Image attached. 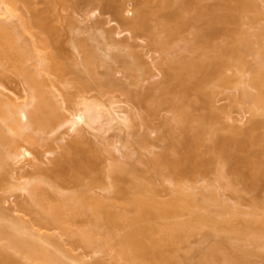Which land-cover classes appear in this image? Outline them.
<instances>
[{
	"label": "bare ground",
	"instance_id": "obj_1",
	"mask_svg": "<svg viewBox=\"0 0 264 264\" xmlns=\"http://www.w3.org/2000/svg\"><path fill=\"white\" fill-rule=\"evenodd\" d=\"M17 1H21V0H0V63L4 61H10L13 67H15L17 71L20 73V75L23 77L22 80L24 81L25 85H27L25 86V92H27V94L25 95V97H23L22 100H18L19 96L17 97L15 93H12V91L7 89L4 86V83L0 81L1 82L0 88H2L0 89V169L6 168L8 164L9 165L11 163L14 164L13 165L14 168H12L13 166L10 165L12 166L10 167V169L11 170L13 169V170L12 171L10 170L11 173L9 172L10 173L9 176L12 175L10 176V178L16 180V182H18V180H21V178H24V175L19 174L20 170L26 169L28 167L40 168L41 163L44 162V159L45 158L49 159V157L53 154L52 150L47 149L44 151L43 155H39L38 153H36L37 151H35V149H33V147L30 146V143L36 141L38 138L45 139L46 138L44 136L45 134L55 135L60 131L61 135L59 134L58 136H56V141L58 142L65 141L66 135L71 136L73 134L75 136V141H74L75 144H77V142L80 143L83 140V137H85V135H83L84 129L91 131V132L93 131V133L98 132V134L101 132L102 136L100 137H102V139L104 140L106 139L104 135H106L107 134L106 132H108L111 129L112 130L118 129L123 132L125 131L126 132L125 134L128 133L129 135L130 134L132 135L133 134L132 132L135 129L134 127H136L135 126L136 125L135 116L132 115L133 112L132 114H130L129 112L130 110L129 109L127 110L125 106L123 104L121 105V103H119L117 99L116 101L115 98H112V100L109 99L108 101L104 100L108 103L107 104L106 102L100 100L99 97H101L102 94L101 92L98 91L99 89L96 90L95 93H91V90L92 91L93 89L95 90L97 88L96 86H99V85L102 86L105 84L107 87V84H110V85L112 84V87L115 86L114 90L122 88L124 90L123 92L126 91L127 93H129V95H131L130 91L132 90L131 88L128 89L127 83L125 84L124 80H121L120 78H119L120 80L117 79V76L113 72L114 69L107 68L108 64L105 65V63H108L109 59L112 61H115L116 59L117 60L116 62H119L120 64H122L124 71L126 72L128 71L127 73L125 72L124 76L128 80L129 78L131 79V77L133 76L132 77L133 79H131V81L133 80L134 84L138 83L137 85L141 83V79H142V76H140L141 72L139 73L137 71H143V70L150 71L151 70V68H149L150 67L149 63L145 62V64H143L144 60L146 61V59H144L142 55L140 56L139 55L140 53L137 51L135 52L132 50L133 51L132 53L131 47H130L131 45H129V43L125 44V42L123 43V39L119 36H122L126 32L130 34V37H131V35H133L134 33H140L141 31H144V30L146 31L145 33H148L147 29H148L149 23H147V20L152 21V19L149 20V18L154 17L155 20L157 21L160 20V22H157V23L159 25V28L161 24V29L163 32L166 33V36L161 37L159 36V33L161 34V32L157 34L154 31L150 33L152 35V36L150 35V38L152 37L156 46L159 45L158 47H160L161 45L163 46L162 48L164 49L167 47L170 38H173V36L175 37V35L177 36L178 33L182 31L181 26L183 24L185 26L187 25V23L190 24L191 23L190 18L192 19V17H190L189 15H186V17L181 16L183 20L177 19L178 15L179 16L181 15V12H182L181 10L183 6L187 4V0H184V1L159 0L161 2V7L165 9H169V10H171L170 8L172 4H175L177 6L180 4L179 5L180 8H178L180 9L179 10L180 14H179V11H177L178 9L172 10L171 12L167 10L169 13L166 11H163L162 9L161 12H165L163 14H160L159 11L158 13H155L156 10H153V12L151 13L152 10H149L150 8L149 3L152 0H137V1L135 0L137 3V7L136 5H134L136 4L135 1L132 0L134 1L132 5L136 8V12H137L136 16H138L136 18L134 17V19L132 16H129V14H127L128 12H130V10L127 9L129 7L126 6L125 4L128 1L126 2L124 1L125 3L122 1L124 4L123 3L121 4L120 3L121 0H109V2H107L108 0H105L103 1V4L106 5V6L104 5V8L109 11H112L113 9L114 17L115 19H117L115 21L112 19L111 20L109 19L108 21V23L114 22L113 24H115L112 28V30L114 29L112 33H110L111 31L107 33L106 30L104 29H103V32H104L103 33L102 30L98 28V30H100V32L103 34V35L101 34V36H103L102 38L105 39L104 41L103 40L99 41L97 39L99 37L97 36V38H95L93 36L95 33L93 32H90L89 34H87V37L86 36L82 37L81 35H78V33L81 34L84 31H87V30L89 31V29L85 30L82 27H78L79 29L77 28L78 30L77 29L75 30L74 26L72 27L70 24L69 29L73 31V28H74V31L71 34L70 33L68 34V35H71V37L67 35L68 41L71 43V46L74 50L70 52L68 51L67 48L65 49V45L61 41L59 42V39L55 37V28L53 26H52L53 28L51 27L48 17L47 16L45 17L44 15H42L41 12L31 11L33 8L30 10L31 13L34 12L31 15L32 16L36 15L35 18L40 17L41 20L40 18L38 19L39 21H37V19L30 18V21H27L26 25L29 24L31 28H36V29L38 28V32H36L37 30L32 31L34 38H32L30 42L28 41L29 43L26 42L23 36L24 34L23 30H25V21L24 19H22L23 16L17 13L18 11V8L16 7ZM60 1H66V0H60ZM23 2L27 4V3H30L31 1L24 0ZM153 2L154 1H152L151 3ZM192 2L193 0H191L190 2L191 5H193ZM230 2H233V3H230V4L226 3V5H224L225 4L224 2L222 5L221 1H219V3H216L215 6L213 5L216 9L215 11H214V7L212 8L211 6L210 7L205 6L206 9L204 8V6H203L204 9L199 6L195 9L197 10L195 11L196 13L194 12L196 15L194 14L195 17H194V20H192V21L197 20L195 24L199 23L198 22L199 20L203 21V19L206 17V16L204 17V15L206 14L208 15V13L211 14V17L207 16L205 18V20H208V19L211 20V23H209L210 25L207 27L208 21H209L208 20L207 25H206L207 28L200 29L198 31L199 33L197 32V30L193 32L194 41L192 42L191 40L190 42L191 48H193V46L197 47L198 49H200L199 50L200 52L202 50V54H196L198 55V57H196V55L187 56L186 58H181V60L180 59L174 60L175 57L174 58L172 57L173 60L171 61L170 68L173 70V72L171 73V71L168 70V73H166V75L168 76L169 79H174V82L177 81V83L180 84L179 86H181V88L186 86L185 88H183L184 90L183 95L185 94L184 92L186 90L188 91V89L190 90L192 89V87L193 89L196 88V91L198 90L197 88H199V91L201 92L200 93L198 91V93H200L199 95H202V94L206 95L205 98L207 99H205L204 103L210 104L211 103L210 101H212L213 99V97L211 96L214 95L213 94L214 91L206 84L205 82L206 78H209L207 79V82L208 80H211L210 76H214L215 78H218L215 75H219L222 69L223 70L226 68L228 69L230 66L233 65V62H231V60L232 61L235 60L234 65L237 63V66L235 67L238 68L236 69L237 71L236 75L237 76L239 75L238 76L239 80L237 79L238 77L236 76L238 84L247 83L246 88L248 89L249 87H251V89L250 90L248 89L247 91L246 88H241L239 86L242 92L241 91L239 92L240 95L239 94L235 95L237 97L236 101L241 103L242 100H245L246 102L249 103L248 108L247 106H245L248 109L247 111L252 114H256V112L259 111V109L264 111V23H262L260 27L256 28L257 29V30L255 29L256 31L252 30L253 31L252 33H251V30L249 29H248L249 32L246 31L247 29L240 27L245 20L244 18L248 17L247 15H249L248 18H250L251 16L250 19L252 20V18H255L257 14L261 13L260 9L258 8L257 4L251 0H232V1L230 0ZM128 4H130V2H128ZM217 5L218 7H216ZM167 7H170V8H167ZM97 8L95 10L92 8L93 11H91V9L89 10V14L91 11L92 17H93V14L95 16L97 14L96 12L100 11V9H97ZM109 8H112V9L110 10ZM252 10L256 12V14L253 16L252 14H249V12L252 13ZM207 11L209 12L207 13ZM38 13L39 14L41 13V15H39ZM91 15L90 16L88 15L89 18H91ZM158 17H161V18H158ZM14 19L16 20L20 19L19 21L20 27L18 26L19 28L17 27V24L13 25ZM180 21L182 22L181 24L179 23ZM46 22L49 23L50 26L47 25ZM216 23L217 24L220 23L219 25L223 23L224 24L230 23V24H233V27L230 29L228 28L227 30L224 31L225 35L227 34L226 31L228 32V34L226 35L227 38L225 36L226 39L222 41L223 43L218 42L217 44H213V43H216L215 41H213L215 32L218 30L217 31L218 33L221 30H223L222 26L220 28L218 27L219 25L216 26ZM234 25L236 26V28ZM122 26L123 28L124 27L125 28L123 29ZM21 27L23 29H20ZM150 28H153V27H150ZM105 34L107 36H104ZM108 35L110 36L108 37ZM118 38L120 42L119 40H117ZM109 40H111L112 42L109 43L108 42ZM122 44H125V46H123ZM121 46L124 49L120 48ZM122 50L125 52H123ZM209 50L213 52L211 53L209 52ZM117 51L118 53H116ZM249 52L254 54V60L256 59V62L254 61L253 63H248L244 60L245 54ZM121 53L122 54L124 53V54L122 55ZM126 53L128 54V56H125L127 55ZM110 57H112V59ZM107 58L108 60H106ZM150 58L152 61L151 63L155 65L154 62L156 61V58L154 57H150ZM237 60L238 62H240V64H238ZM29 61L34 62V63L31 65H28L27 62ZM98 63L99 65H101L102 63L101 65L102 67H104L105 65V72L103 74L104 76L103 75L101 76L99 73ZM239 65H241L242 68H240L241 66ZM247 65L251 66L250 67L251 71H250L249 76H248L249 72L246 75V73L241 70ZM157 66H155L156 67L155 69L158 68L157 71L155 70L157 73L156 72H154L155 74H153V72L151 73L153 75L152 78H154V76L158 77V75L162 73L161 69H159V67ZM145 67L148 69H146ZM239 69L241 70L242 76H244L243 78H241V74L238 73ZM223 70L222 72H224ZM194 72H200L204 80H201L202 78L200 79L198 78L197 81H193V79H195V76H197V73L195 74ZM113 73L116 77L113 75ZM106 74L107 75L109 74V75L106 76ZM128 74H129V78H128ZM222 74L223 73H221V75ZM224 74L226 73L224 72ZM191 75L192 76L195 75V76L192 77ZM223 76H226V75H223ZM104 77H106L105 81L103 79ZM138 79L140 82L138 81ZM190 80H192V82ZM222 80L219 79L217 80V82L219 81L220 84L223 82L224 86L226 85L225 87H227L228 83L225 82L226 77H222ZM228 81L229 82L231 81V78L229 75H228ZM190 82L192 83V85L191 84L189 85ZM200 82H204V83H200ZM223 84H222V87H224ZM203 85L206 86L207 88L204 87ZM116 86H118V88ZM160 86L162 85H159L156 88L154 84L156 92L160 90L159 93L161 91L162 93L164 92L171 93L169 94L171 95L170 97L173 96L172 94L175 95V93L177 92V90L174 87L163 85L161 88ZM235 87H237V85ZM101 88H104V86ZM109 88L110 87H108V89ZM4 89L11 91V93L14 94V98L16 99H14L13 95H11L10 93H9L10 95H8V93ZM110 89H113V88H110ZM3 90L7 97L3 96L4 95V93L2 92ZM97 91L101 95H97L96 94ZM147 91L148 92H146L147 93L146 97L154 95V91H155L154 88L151 87L149 88V90L147 89ZM132 94L134 96L136 95L135 93H132ZM137 94H139L138 95L139 101H142V102L145 101V97L142 96L140 99L141 94L140 93H137ZM154 98L155 97H153V99ZM231 98H233L232 100L233 102H235L234 101L235 97H231ZM165 99H167V101L172 104L170 105L173 106V109L174 107H176V111H177L179 107V104L177 103V101L174 102L175 101L174 98L173 99L165 98ZM165 99H160V102L158 101V104L164 101L166 102ZM157 100L158 99H156V101ZM243 103L244 102H242V104ZM180 110H181L179 111L180 115L177 112L178 120L177 122H174L175 124L178 122L184 123L188 120H191L192 116L194 115V114L189 113L190 111L187 112L186 110L182 108H180ZM247 111L246 112L244 111V112L247 113ZM201 116L206 120L207 118L206 115L205 116L198 115L199 118ZM193 118L195 120H198L197 122L198 125L196 126L199 127V128L196 127L197 129L193 128V132L195 129H196V132H199V130L203 129L205 120L203 119L204 120L203 121L201 118L197 119L195 118V116ZM168 122L170 121H167V124H169ZM174 123L169 124L168 126V129H170L169 131H171L175 127H177L176 129L179 128L180 131L183 129L182 123L179 124L178 126H176ZM258 123L259 122L254 120L253 126H255ZM172 125H175V126H172ZM185 125L186 124H184V126ZM186 128H185L186 131L184 130L181 132H184V133L190 132L188 131L189 128L188 127ZM237 128L238 127H234V129L231 128L232 132L236 129L235 135L233 132L232 135L234 136H231V135L224 136L226 138L225 139L223 137L224 142L223 141L221 142L222 138L220 139V137L219 138L217 137L215 140L217 141V139H219L218 143L220 144L221 142V145L222 143L223 145H225L224 147H221L223 148L221 152L224 153L225 155H231V158H232L234 157L232 152L234 153L235 150L231 151L232 146L230 145L231 143H229L231 142V137H232L233 144L234 142L236 145L237 143H239V147L241 148H243L242 147L243 145L244 147H246L247 144L253 145L257 137H258L257 141L258 139H261L259 141H260V144L262 143L263 148L260 152L256 150L257 153L253 154L252 151L254 150L252 149L251 152L253 155L252 154H249V155L241 154V156H238L239 154L236 153L237 154L236 156L238 157L236 158L234 157L235 160L233 162L234 164L236 160L238 162H242L248 168L247 171L250 170L248 171V172H251L249 173L250 175L248 173H246V175L248 174L247 178L249 176V178L252 179L253 185H255L262 178V175L264 173V160L260 156V153H262V155L264 154V136L263 137L261 136L260 138L259 135L257 137L255 135H252L254 138L256 137L254 139L250 134L251 137L248 138L247 136V134H249L248 131L241 130L242 127L241 128L239 127L238 128L239 130L237 131ZM190 130H192V128H190ZM236 131L237 132L240 131L238 134H241V133H243V135L246 134L245 137L247 136L246 137L247 139L245 140V137L244 139L242 138L243 141L242 139H240L242 141L241 143V141L237 139L236 137L238 135ZM102 132H105V133L103 134ZM147 132L143 131L142 134L139 135V137L134 140V143L131 142L129 138L131 135L130 136L128 135L129 137L128 136L127 137L129 138L130 143L128 142L129 146L127 147L129 148L130 145L135 144V141H136V144L142 147L143 146L146 147L147 145L152 144L153 140L150 138L151 134L150 132L149 133ZM172 133H174V131ZM227 137H229L230 139ZM186 138L182 139L183 142L181 141V143L182 144L184 143V145L186 144L188 145V147H192V148L187 152L188 147L185 145L187 150L186 152H184L186 154L183 158V164L185 165L188 163L189 164L188 166L191 167L193 165L194 160H197V158L203 157L201 156L202 154L197 150V146L194 147L195 143H197L198 140L201 139V137H198L199 138L198 140H195L194 139L195 137L193 136H187ZM248 139L249 141H253V143L252 142L249 143ZM228 146L231 147V150H229ZM77 147L78 146H76V148ZM69 148L71 149L70 145H69ZM112 148L115 150L114 146ZM119 148L120 147L118 146L117 149ZM74 149L72 148V150ZM117 149L115 151H117ZM194 149H196L197 151H195ZM75 155L76 156H72L71 158H69V161H68V163H70L72 168L77 167V169L79 170L83 168L86 172V170L90 171L89 169H92L91 165L93 163L96 164V162L93 161V159H92L93 163L86 160L85 158L89 157L86 154L85 156H80L78 154L80 156L79 158H77L78 157L77 154ZM163 155L164 156L168 155L166 156L167 158H169V162L167 163V166L168 167L172 166L176 171H178L179 170L178 164H180V161L182 160L180 159L182 157V154H180L181 156L177 154L180 156V158H178L177 155H175L176 158H178V160H172L173 158L169 156V153H165V154L162 153V157ZM70 159L72 160V162H70ZM160 159H156L155 161L158 160L157 162H161ZM157 162L154 164L155 169H157L156 167H158V165L161 164ZM200 162H203V161L198 160V162L196 161L194 164L196 163L198 164ZM60 164L65 165L62 160L60 159L56 160V163H55L56 168L48 169V171L46 170L45 175L46 176L48 175L47 177L55 176V178L64 177L66 171L64 169V172H63L64 166L63 165L60 166ZM203 164H206V163L204 162ZM15 165L17 166L15 167ZM110 166L111 167H109L110 169H108L107 174H108V177L110 176L112 178V181H111L112 185H109L108 188H110L111 186L112 187L114 186L117 192L122 193V194H125L131 191L129 205L133 207V209H135V212H136V214L134 213L135 215L133 214V216H128L125 212H123L122 210L120 211L118 208H117L118 210H114L115 209L114 205L108 202L106 203L103 197L99 198L94 195L93 196L89 195L88 192L86 193V190L88 191L89 188L81 192L80 190H78L79 192L76 191L74 194H71V195H67V193L62 194V192L58 193V195L56 194L52 195L51 193H48V191H46L43 187H41V184L43 182H49L43 177H40L38 179L36 178L34 180L27 179L21 183H16V182L14 183L11 181L12 185L11 186L9 185L10 186L9 191L20 189L23 192H27L28 194L27 200L29 201L28 204L29 206L30 205L31 206L29 207L27 203L23 206L26 207L27 205V207H29V210H31L32 208L33 210L35 209L34 211L31 210V213L33 215L34 214L33 212H35V214L32 216L33 217L32 219L34 222L35 221L36 222L34 223L31 220L32 223H29L28 221L21 218L20 216L13 215L12 213L17 212L19 209V207L16 204H13L11 206L9 205V207L8 206L2 207L3 206L2 200H4V202L10 201L11 196H13L12 193L4 197V199L0 198V203H1L0 204V243L2 242V246L0 247V264H22L21 262H19L20 260L18 261V259H16L18 258V256L25 257L28 262H31V263L34 262L35 264H91L90 262L86 260V256L88 254L85 257H81V255H78V256L74 255L72 251L66 249L60 241H57V238L55 240V237H53L54 238L53 239L51 235L42 233L40 229L35 228L36 225L38 224L43 225V226L44 225L48 226L49 223H52L53 225H56L58 228L64 231H67L68 230L67 224L74 220L73 218L74 215L77 216L78 214H81V213H87L88 210L92 211V215L94 218H91L92 220L90 219L88 226H86L85 228L81 229L80 231L76 233V236L78 235L77 239L79 238V244L81 243V245L83 246L92 247L95 252L101 250L104 247H107V246L110 247L111 246L110 239L109 240L104 239V241L100 239V237L101 238L103 237L102 235L99 237V234H102L99 227H101L102 225L103 226L105 225V228L107 227L106 228L108 231L107 233L109 234L111 233V231L113 232V230L116 227L124 223L123 225L125 226L126 224V227L128 226V228L127 230H125L126 232L123 233V236L119 238L118 242L121 243V244L119 243L121 247L117 249V255L120 256V258H124L125 260L131 261V262L135 261V263L137 262V260H135L136 258L137 259L141 258L143 261V260H146V258L150 256L151 259L156 262V264H185L183 263L185 262L184 261L185 259L184 260L181 259V257L178 255L180 253V251H178L180 250L178 249L179 248L178 246L182 244V243L180 244V242H183L184 241L183 239L186 238L185 236L189 235L190 233H191L190 236L193 235L192 233L195 232L196 228L200 224H201L200 225L201 227L203 224L205 225L206 223H208L206 225L209 227V229L211 228L209 225L213 226L214 224V227H215L214 229L215 231L217 230L216 231L217 233L219 230L220 231L230 230L234 232L237 231L236 233L240 234L239 235L240 238L243 235H247L248 233L250 234L248 235L251 236V234L253 235L254 233L253 231H255L256 233L254 234V236L253 237L251 236L252 238H254V241L251 237H248V238H250L249 240L251 243L254 242L253 244L257 243L256 245L258 244L262 245L260 243H261V240L264 239V217H259V216L256 217L254 215V218L256 217L255 219H251L253 217L251 216V218H249L248 220V218L247 217L245 218L242 215L243 213L241 214L240 213L241 211H239L238 208L235 207L236 205H232L235 208L233 207L232 208L233 210L230 211L232 206H229V204L226 205L225 203H222L223 199L218 198L219 197L217 196L218 193H216L215 190L207 191L206 189H204L207 192L205 193V191H203L204 193L202 192L201 197H200L199 194L195 192L193 188L189 189L190 188L189 187L188 189H185L183 188L185 185L182 187V185H180L179 183L178 184L176 183L175 184L176 186L174 187L175 194L173 193V195L168 201H160V200L154 201L156 199L154 196H152V194L154 193L151 192L153 191V187H148L147 184L144 183L143 180L135 178L136 176L134 175L132 176V179L129 181L128 186H124V185L121 186V184H119L120 181L123 182V180H125L126 178V177H123L122 174L128 173V172L132 173V167H127L126 165H121L120 163H115L113 165L111 164ZM190 167L188 169L192 170ZM159 168L160 167H158L157 169L158 172H159ZM84 170H81V171L84 172ZM217 172L219 173L217 175V177L219 176L218 177L219 179L216 177L217 181H222L223 179H226L223 175L225 173L223 169H221V171L219 169L217 170ZM74 176L75 177L77 176L76 173L74 174ZM2 179L3 178L1 177V180ZM75 179L76 181L78 179L79 180L81 179L79 174ZM75 179L73 180L75 181ZM254 179L257 182L253 181ZM231 182L233 183V181L231 180L230 182H227L228 185H230L229 183ZM50 184L52 187L55 188L56 184L54 182H51ZM206 188L211 189L209 187H206ZM144 192H150L149 194L151 196L150 195L148 197L144 196L146 194V193L144 194ZM221 200L222 202H220ZM213 201H216L214 202L215 204L218 203L216 207L220 205L219 209L218 210L216 209V212L220 213L221 211L222 212L226 211L225 213L226 216L229 215L228 217H230V215L232 214L233 216L234 215L236 216L233 218L231 217L230 220H228L229 218L228 217L226 218V216L223 217L222 213L221 214L215 213L214 209L211 212L209 208H212V207H210V205L213 204V208H216L214 207L215 204L212 203ZM111 205H113L114 209L111 207ZM197 206L203 208L202 209L203 211L204 209L206 211H204L205 213H203L202 211V213L197 212L195 214V221H196L195 223H192L191 220L189 221L192 215L189 218H187L189 222L183 221V220L180 221V219L176 221L177 219H174V221L170 220L171 223L156 224V223H151V222L149 223L148 221L153 215H159L162 218L164 217L167 218V216L170 217L172 214L173 215L175 214L176 216L174 215V217L176 218L178 217V215L182 214L181 213L182 210L184 212V210L186 211V209L188 210V208L190 209L191 207L193 208ZM65 209L68 211V217H64ZM207 209L209 210L210 214H208L209 212H207L208 211ZM8 210L11 211L12 213L9 212ZM227 211L229 214L227 213ZM229 211L232 214H230ZM214 213L216 214V217L218 219L226 218L228 221L226 219L225 220L222 219L226 221L225 222L226 224L224 223V221L221 223L222 221L221 219H220L221 221L217 220L215 218V215L213 216ZM238 213H240L242 217H244L245 219L241 217L239 218L240 215H238ZM238 218L240 220L241 219L244 220V222H246L245 220H248V222L250 223L248 224V222H246L245 224H243L242 221H241L242 225L240 221H237V223H235L236 220H238ZM232 222L235 224H233ZM223 223L225 224V227ZM241 228H243V232ZM209 231H205L207 232L205 233V235H209L210 237V233H212V231L211 230ZM236 233H234L233 236L234 235L236 236ZM258 233H261V234L263 233L262 234L263 237L262 235H260L262 239L260 238V236H258ZM223 235H224V238H226L225 235H227V233H224ZM227 236L230 237L229 235ZM255 236L257 238H260V241ZM209 237H206V238H209ZM228 237L226 239H228ZM220 239L221 240L217 239L219 241H216V243L213 240L215 244L209 243L211 246H208V248L207 246H205L206 248L205 250L204 248H200L204 251L200 252L202 254L200 259L195 257V259H198L197 262L195 261L196 262L195 264H246L244 262L245 260L247 262H250V264H254L249 258H248L249 260L246 259V257H248L247 253H249L247 251L250 249L242 250V248L241 249L239 248L242 246L239 245L238 247L237 244L235 246L234 245L231 246L232 243L230 242L231 243L230 249L227 248L228 249L227 250L224 248L226 247L227 242L224 246L225 240H223L222 238ZM263 243H264V240H263ZM199 246L200 245H198L197 248ZM227 247L229 246L227 245ZM221 248H224L223 250H226L227 252L228 251L229 252L227 253L223 251ZM231 250H234V251L231 252ZM252 250L253 249H251L250 252H252ZM245 252H247L246 255H245ZM256 252L260 253L259 251L255 250V253ZM13 253L16 254V258ZM188 258L189 257H187V259ZM190 260L192 259L190 258Z\"/></svg>",
	"mask_w": 264,
	"mask_h": 264
},
{
	"label": "rangeland",
	"instance_id": "obj_2",
	"mask_svg": "<svg viewBox=\"0 0 264 264\" xmlns=\"http://www.w3.org/2000/svg\"><path fill=\"white\" fill-rule=\"evenodd\" d=\"M23 1L24 0L17 1L16 7L18 8L17 13L21 14L23 16L22 19H24V21H25V30H23V33H24L23 36H24V39L26 40V42H28V41L30 42L32 40V38H34L32 31L37 30L36 32H38V28L37 29L31 28V26H29V24L26 25L27 21H30V18H34V19H37V21H39L38 19L40 17L35 18L36 15L35 16L31 15L32 13H34V12H32V13L30 12V10L33 8L31 11L41 12L42 15H44L45 17L46 16L48 17V20H49L51 27L53 26L55 28V37H57L59 39V42L61 41L65 45V49L67 48L68 51H70V52L74 51V50L71 46V43L68 41V36L71 37V35H68V34L69 33L71 34L74 31V28H75V30L78 27H82L85 30L89 29V31L88 30L84 31L81 34L78 33V35H81L82 37L83 36L87 37V34H89L90 32H93V33H95L93 35L95 38H97V36H98L99 38H97V39L99 41H101V40L104 41L105 39L102 38L103 36H101L102 33L100 32V30H102V32H103V29H104V30H106L107 33H109L110 31H111L110 33H112V31L114 30V29L112 30V28L115 24H113L114 22L108 23V21H109V19L110 20L112 19L114 21L117 20L114 17V13H113L112 8H109L110 10L112 9V11H109V10L104 8L105 4H103V1H105V0H66V1L30 0L31 2L27 3V4ZM122 1L123 2L124 1L130 2V4H128V2H126V3L124 2L126 4V6L129 7L127 9L130 10V12H128L127 14H129V16H132L133 19H134V17L135 18L138 17V16H136L137 15L136 14L137 13L136 8L132 5V3L135 0L134 1H132V0H121V2H120L121 4L123 3ZM136 1H135V3H136ZM152 1H154V2L151 3ZM152 1L149 3V7H150L149 10H152L151 13L153 12V10H156L155 13H158V11H159L160 14H163L165 12H161L162 9H163V11L171 12L172 10L180 8L179 3H178L179 4L178 6L175 4L171 5V3H170L171 8L167 7V8L171 9V10H169V9L162 8L161 2L159 0H152ZM179 1H184V0H179ZM219 1H221L222 5L224 2H225L224 5H226V3L227 4L233 3V2H230V0H228V1H226V0H193V2H192L193 5H191L190 4L191 0H189V1L187 0V4L184 5L185 7L182 5L183 8L181 10L182 11L181 15L180 16L178 15L177 19L183 20L182 17H186V15H189L190 17H192V19L190 18L191 23L190 24L187 23V25H185V26L183 24L181 26L182 31L179 32L177 36L175 35V37L173 36V38H170L167 47L164 46V47H166V48H164L165 50L162 48L163 46H161V45H160L161 49H160V47H158L159 45L156 46L152 37L150 38V35H151L150 33L154 32V31L157 34L159 32H161V34L159 33V36H161V37L166 36V33L163 32L161 29V24H160V28H159V25L157 23V22H160V20L157 21V20H155L154 17L149 18V20L152 19V21L147 20V23H149V26L147 29L148 33H145L146 31L144 30L141 32L139 31L140 33H134L133 35H131V37H130V34H128L126 32L122 36H119L123 39V43L125 42V44L129 43V45H131L130 46L131 51L133 50L135 52L136 51L139 52L140 54L139 53L138 54L140 56L142 55V57H144V59H146V61L144 60L143 64H145V62L149 63L150 64L149 68H151V70L149 69L150 71H148V70L137 71L139 73L140 72L142 73V74L140 73V76H142V79L140 77L141 83L139 85H137L138 83L137 84L135 83L136 84L135 85L133 83L134 81L133 80L131 81V79H133L132 78L133 76L132 77L130 76L131 77V79H130L129 74H128L129 80L124 76L126 71H124L122 64H120L119 62H116L117 61L116 59H115V61H112L110 59L108 60V58H107L106 60H108V63H105V65L108 64V67L107 66L106 67L109 69L113 68L114 69L113 72L117 76V79L120 78L121 80H124L125 84L127 83L128 89L131 88V90L134 92L130 91L131 95H129V93H127L126 91L123 92L124 90L122 88L114 90L115 86L112 87V84L111 85L107 84V87H106V85L103 83L104 85H102V86H100V85L96 86L97 88L95 87L96 88L95 90L93 88H91V89H93V91L91 90V93H95V91L99 89L98 91L101 92L102 95L98 91L97 92L99 94L97 92H96V94L101 95V97H99L100 100H102V101L107 100L108 101L109 99L112 100V98H115V100L117 99L119 101V103H121V105L123 104L127 110L128 109L130 110L129 111L130 114H132V112H133L132 115L135 116V121H136L135 122L136 127H134L135 129L132 132L133 134L132 135L130 134L131 135L130 136L128 133L125 134L126 133L125 131L123 132V131H120L118 129H113V130L111 129V130H109L110 132L108 131V132H106L107 134L104 135L106 138L104 140V139H102V137H100V136H102L101 132L99 133L101 135H99L98 132L93 133V131L91 132V131L84 129L85 131L83 130V135H85V137H83V140L80 143L76 141L77 144L74 143L75 136L73 134L71 136L66 135V140L63 142L56 141V136H58L60 134V131L55 135L45 134L44 135L46 137L45 139H39L38 138L36 141L30 143V146L33 147V149H35V151H37L36 153H38L39 155H43L44 151L47 149L53 151V154L49 157V159H47V158L44 159V162L41 163L40 168L28 167L26 169L20 170L19 174L24 175V178H21V180H18V182H16V180L10 178V176H12V175L9 176V174L11 173L10 167H12L14 164L11 163L10 165H12V166H10L8 164L6 168L0 169V180H1V177L3 178L0 181V198L4 199V197L8 196L10 193L13 194V196H11V198H10V201L4 202V200H2L3 201L2 207H4V206L9 207V205L11 206L13 204H16L19 207L17 212L12 213L11 211H9V210L8 211L11 212L15 216H20L21 218L25 219L29 223H32L31 220L33 221L32 216L35 214V212H33L35 209L34 210H33V208L31 209V210H33L32 212L34 213L32 215L31 210H29V207L31 205L29 206V204H28L29 201L27 200L28 199L27 192H23L20 189H17L14 191H9V187L12 185V182L21 183L27 179L34 180L36 178L38 179L40 177H43L49 182H43L41 184V187H43L46 191H48V193H51L52 195H55V194L58 195V193H61V192H62V194L67 193V195H71V194H74L78 190H80V192H81V191L89 188L90 190L89 189H88V191L86 190V193L88 192L89 195H92V196L94 195V196H97L99 198L103 197V199L106 201V203L108 202V203L114 205L115 209H114L113 205H111V207L114 210L119 209L120 211L122 210L123 212H125L128 216H133V214L134 213L136 214V212H135V209H133V207H131L129 205V200L131 197V191H129L125 194H122V193H118L114 186L113 187L111 186L110 188H108L109 185H112V182H111L112 178L110 176L108 177V174H107L108 169H110L109 167H111L110 166L111 164L113 165L115 163H120L121 165H126L127 167H132V173L131 172L130 173L129 172L123 173L122 174L123 177H126V178H125V180H123V182L120 181L119 184H121V186L122 185L128 186L129 181L132 179V176L134 175V176H136L135 178L143 180L144 183H146L148 187H153V191H151V192L154 193V194H152V196H154L156 199L154 201H158V200L168 201L175 191V188H174L176 186L175 184L179 183L180 185H182V187L185 185L183 187L185 189H188L189 187H190L189 189L193 188L194 191L197 192L200 197H201V194L203 191H205V193H206L208 190H215V192L218 193L217 194V196H219L218 198L223 199V202H222V200L220 202L225 203L226 205L229 204V206L236 205L235 207H237L238 210L241 211L240 213L241 214L243 213L242 215L245 218L247 217L248 220H249V218H251V216H253L251 219H255L257 216L264 217V173L262 175V178L260 177L261 178L260 180L257 179V180H259L258 182L255 179L253 180V181L257 182V184L253 185L252 179H250L249 176L247 178V175L249 173H251V172H248L250 170L247 171L248 168L242 162H238L236 160L235 164L233 163L235 158L238 156H241V154H248L249 155V154H252V152L254 154V153H257L256 150L260 152L263 147H262V143L260 144V141H259L261 139H258V141H257V138H258L257 136L259 135L260 138H261V136L262 137L264 136V111L259 109V111H257L256 114H252V113L247 111L248 110L247 108L249 107L248 102H246L245 100H242V99H241L242 102H244L243 104H242V102L239 103L238 101H236L237 97L235 95L239 94V92L241 91L240 90L241 88H246L247 83L242 84L239 82L240 84H238L237 79L239 80V77H238L239 75L238 76L236 75V72H237L236 69H238V68L235 67V66H237L236 62H235L236 64L234 65L235 60L234 61L231 60V62H233V65L230 66L228 69L227 68L224 70L222 69L226 74H224V72H222V70H221L219 75H215L218 78H215L214 76H210L211 80H208V82H207V79H209V78H206V80H205L206 84L211 89H213V91H214V93H213L214 95L211 96V97H213V99L211 98L212 101H210L211 105L208 103H206V104L204 103L205 99H207V98H205L206 95H204V94L199 95L201 93L199 91V88H197L198 90L196 91V88L193 89V87H192V89H190V90L188 89V91L186 90L184 92L185 94L183 95V91H184L183 88H185L186 86H184V87L182 86L183 88H181V86H179L180 84H178L177 81L174 82V79H169L168 76L166 75V73H168V70L171 71V73L173 72V70L170 68V64H171V61L173 60L174 57H175L174 60H178V59L181 60V58H186L187 56H195L196 54H202V50L200 52L199 51L200 49H198L197 47L193 46V48H191L190 42H191V40H192V42L194 41L193 32H195L196 30L198 32L200 29L207 28L210 25L209 23H211V20L208 19L210 21L209 22L208 20H205V18L207 16L211 17V14H209L208 13L209 11H207L208 15L207 14L204 15V17L205 16L206 17L205 18L203 17L204 19L202 18L203 21L199 20L198 21L199 23L195 24V22H197V20L192 21V20H194V17H195L194 16V14L196 13L195 11H197L195 9L199 6L202 8H203V6H204V8H205V6H208V7L211 6L213 8L216 5V3H219ZM251 1H253L257 4L261 13L257 14L255 18H252V20L250 19L251 16H250V18H248L249 15H247L248 17L244 18L245 20H244L243 24L241 25L240 24L241 22L239 24L241 25L240 27L247 29L246 31H248V32H249V30H251V33H252L256 28L260 27V25H262V23H264V0H251ZM107 2H109V0ZM134 5H136V7H137V3ZM218 5L216 7H218ZM92 8L94 10L96 8L100 9L99 12H101V13L96 12L97 14L95 16L93 14V17H92V15H91V11H93ZM90 9H91V11L89 14ZM157 9H159V10H157ZM179 10L180 9H178L177 11H179ZM215 10L216 9L214 7V11ZM41 13L40 14L38 13V14L41 15ZM179 14H180V11H179ZM249 14H252V16H253L256 14V12L252 10V13L249 12ZM88 15L89 16L91 15V18H89ZM158 18H161V17H158ZM34 19H33V21H34ZM40 20H41V18H40ZM46 20H44V21H46ZM188 20H187V22H188ZM19 21H20V19L19 20L14 19L13 25L17 24V27H18ZM207 21H208V25H207ZM49 23H47V25H49ZM179 23L181 24L182 22L180 21ZM70 24L72 27L74 26L73 31L69 29ZM219 24L216 23V26ZM223 24L218 26L220 28L222 26L223 30H221L218 33H217L218 30L215 32V34H214L215 36L213 38V41H215L216 43H213V44H217L218 42L223 43L222 41L227 38L226 35L228 34V32L226 31L227 34L225 35L224 31L227 30L228 28L230 29L233 27V24H230V23L229 24L226 23L224 25ZM206 25H207V27H206ZM236 26H235V28H236ZM150 27H153V28H150ZM82 28H80V29H82ZM98 28L100 30H98ZM122 28H123V26H122ZM20 29H23V28L21 27ZM151 29H152V31H151ZM99 32H100V34H99ZM106 34L104 36H107ZM53 35H54V33H53ZM109 36L110 35H108V37ZM112 36H113V34H112ZM126 36H127V38H126ZM225 36H226V38H225ZM117 40H119V38ZM108 42L111 43L112 41L109 40ZM119 42H120V40H119ZM106 43H107V41H106ZM125 44H122V45L125 46ZM142 45H144V46H142ZM128 46H127V48H128ZM120 48H122V46ZM127 48H126V50H127ZM122 49H124V48H122ZM194 49H196V50H194ZM65 51H67V50H65ZM133 51H132V53H133ZM120 52H121V50H120ZM123 52H125V51H123ZM209 52L212 53L213 51L209 50ZM116 53H118V51ZM250 53L251 52L245 54L244 60L248 63H253L254 61L256 62V59L254 60V54L253 53L250 54ZM125 56H128V54ZM149 56L156 58V61L154 62L155 65L151 63L152 61H151V58ZM196 57H198V55H196ZM110 58L112 59V57H110ZM235 59H237V58H235ZM142 61H143V59H142ZM4 62L0 63V81L2 83H4V86L7 89L11 90L12 93H15L17 97L18 96L20 97V98L18 97V100H22L23 97H25V95L27 94V92H25V86H27V85H25L24 81L22 80L23 77L20 75V73L17 71V69L15 67H13V65L10 63V61H4ZM237 62H238V60H237ZM33 63L34 62H31V61L27 62L28 65H31ZM238 64H240V62H238ZM101 65H102V63H101ZM101 65H99V63H98V66H99L98 70H99L100 75L102 76L105 72V65H104V67H102ZM155 66L159 67V69H161L162 73L160 75H158V77L154 76V78H152L153 75L151 73L153 72V74H155L154 72H156L158 70V68L155 69L156 68ZM239 66H241V65H239ZM152 67L154 68V70ZM250 67H251L250 65H247L241 70L243 72H245L246 75L249 72L248 73V76H249L250 71H251ZM142 68H143V66H142ZM240 68H242V66ZM109 69H108V71H109ZM146 69H148V68H146ZM241 70L239 69V71H240V72L238 71L239 74H241ZM145 71H146V73H145ZM114 73H113V75H114ZM194 73L195 74L197 73V76L194 75L195 79H193V81H197L198 78L200 79L203 77L202 74H200V72H194ZM221 73H223V74L221 75ZM135 74H136V72H135ZM227 74L231 78L230 82L228 81V75ZM108 75L106 74V76H108ZM113 75H112V77H113ZM223 75H226V76H223ZM194 76H192V77H194ZM236 76L238 77L237 79H236ZM222 77H226L225 82L228 83L227 87H225L226 85L224 86L223 82L221 84L219 81L217 82V80H219V79L222 80ZM243 77L244 76H242V74H241V78H243ZM105 78L106 77L103 78L104 81H105ZM246 78H245V80H246ZM126 80H127V82H126ZM201 80H204V79L202 78ZM138 81H139V79H138ZM190 81L192 82V80H190ZM191 82L189 83V85L190 84L192 85ZM200 83H204V82H200ZM154 84H155L156 88L159 85H162V86L165 85V86L174 87L177 90L175 95L172 94L173 95L172 97L175 99L174 102L177 101V103L179 104L177 111H176V107H174V109H175L174 110L173 106H171L172 104L170 102H168L167 99H165V98L173 99L172 97H170L171 95H169L171 93H168V92H167L168 94L166 92L162 93V91L159 93L160 90L158 92H156ZM222 84L224 87H222ZM94 85H96V84H94ZM236 85H237V87H235ZM103 86H104V88H101ZM162 86H160V87L162 88ZM91 87H92V85H91ZM108 87L113 88V89H110V88L108 89ZM116 87L118 88V86H116ZM151 87L154 88V90H155L154 95H156V94L157 95L146 97V95H147L146 92H148L147 89L149 90V88H151ZM204 87H206V86H204ZM0 89H2V88H0ZM101 89H102V91H101ZM248 89L250 90L251 87H249ZM248 89H247V91H248ZM252 89H254V88H252ZM4 90L2 91L3 93H4ZM9 90H5V91L8 93V95H10V94L13 95V98H14V94H12L11 91H9ZM210 90H208V91H210ZM198 91L200 93H198ZM131 92L135 93L136 94L135 96H137V97H135ZM155 92H156V94H155ZM137 93L141 94L140 99L142 96L145 97V101H143V102L139 101L138 100L139 94H137ZM166 95H168V96H166ZM239 95H237V96H239ZM3 96L7 97L5 93ZM153 97H155V98L153 99ZM201 97L204 99H202ZM231 97H235L234 98L235 102H233V100H232L233 98H231ZM4 99H6V98H4ZM14 99H16V98H14ZM156 99H158V100L156 101ZM160 99H165L166 102L164 101L165 103L162 102V103L158 104V101L160 102ZM104 102H106V101H104ZM178 104H177V106H178ZM245 106H247V108ZM180 108L186 110L187 112L190 111L189 113L194 114V115L192 116L191 120H188L184 123L178 122L175 124L174 122H177V120H178L177 112L179 113V111H181ZM244 111L245 112L247 111V113H245ZM134 114H136L137 116ZM179 115H180V113H179ZM198 115H204V116L206 115L207 118L205 120L202 116L200 117L202 120L203 119L205 120V124L203 125L204 126L203 129H201V127H200L201 130H199V132H196V129L199 128L196 126V125H198V123H197L198 120H195L193 117L195 116V118H197ZM200 118L198 117L197 119H200ZM193 120H195V121H193ZM254 120L259 122L255 126H253ZM167 121H170V122H168L169 124L174 123L176 126H178L179 124L182 123L183 129L181 131H184L185 128L188 127L189 128L188 131H190V132L184 133V132H181L179 130V128L176 129L177 127H175L171 130L172 132L174 131V133H172L171 131H169L170 129H168L169 124H167ZM184 124H186L185 125L186 127L184 126ZM175 125H172V126H175ZM234 127H238V128L242 127L241 130L248 131L249 132V134H247L248 138H250L252 135H255L257 138L255 137L256 138L255 139L252 136L255 139V143H253V141H249V139H248L249 143L252 142L253 145L247 144L246 147H244V145H243L242 146L243 148H241V147H239V143H237V145H236L234 142V144H233L232 137H231V142H229V143H231L230 145L232 146V150H231V147H229L230 145L228 146V148L231 151L235 150L234 153L232 152V154L235 158L234 157L231 158V155H225L224 153L221 152V150L223 149L221 147L225 146V145H223V143H222V145H223L222 146L221 142L223 141L224 136H227V135L234 136L235 135L236 129L233 131L234 135H232L233 132L231 129V128L234 129ZM190 128H192V130H190ZM193 128H196L194 130V132H193ZM238 128H237V131L239 130ZM186 130H187V128H186ZM63 131H64V129H63ZM143 131H145V132L148 131L147 133L150 132V134H151L150 138L153 140V141L151 140L152 144H149L146 147H144V146L142 147V146H139L138 144H136V141H135V144L130 145V147L128 148L127 146H129V144H128L129 138H130L131 142L134 143V140L136 138H138L139 135H141ZM168 131H169V133H168ZM115 132H117V133H115ZM239 132H237V134ZM102 133L104 134L105 132H102ZM250 134H251V136H250ZM245 135L246 134L243 135V133H241V134H238L236 137H237V139L240 140L242 138L244 139ZM187 136H193V137H195L194 138L195 140H198L199 139L198 137H201V139H199L197 142L198 144L195 143L194 147L197 146V150L202 154L201 156H203L202 158L204 159L203 160L202 158H197V160L193 161V165L190 164V165H192L191 167L188 166L189 165L188 163L185 165L183 164V158L186 154L184 152H186V150H187L186 146L188 147V145L185 144L186 145L185 146L184 143L183 144L181 143V141L183 142L182 139L186 138ZM196 136H197V138H196ZM36 137H38V136H36ZM217 137L218 138L220 137V139L222 138L220 144L218 143L219 139H217V141L215 140ZM246 137H245V140L247 139ZM227 138H229V137H227ZM233 139H234V137H233ZM243 139H242V141H243ZM118 141L121 143H119ZM242 141H241V143H242ZM113 142L116 145H114ZM69 145L71 146V149L69 148ZM76 146H78V147L76 148ZM113 146L115 147V150L118 148V146L120 148L117 149V151H115L112 148ZM72 148L73 149L75 148L74 149L75 151L72 150ZM191 148L192 147H188L187 152ZM252 149L254 151L251 152ZM194 150L197 151L196 149H194ZM81 153H82V155H81ZM162 153H164V154L169 153V156L173 158V159L171 158L172 160H178V158H180V156H181L180 154H182V157L180 158L182 160L180 161V164H178V168H179L178 171H176L172 166L171 167L167 166V163L169 162V158H167L166 156H168V155H165V156L163 155V157H162ZM236 153L239 155L236 156L237 155ZM75 154H77V155L79 154L80 156H85V154H86L90 158L89 157H86V158L84 157V158L86 160L90 161L91 163H93V161H95L96 164L93 163L91 165L92 169H89L90 171L86 170V172L83 168L80 170L77 169V167L72 168V166L70 165V163H68V161H69V158H71L72 156H76ZM127 154H128V156H127ZM177 154H179L180 156ZM79 155L77 158L80 157ZM175 155H177L178 158H176ZM252 155H250V156H252ZM260 156L264 160V154L262 155V153H260ZM58 159L62 160L63 163L65 164V165L60 164V166L61 165L64 166L63 172H64V169L66 171L64 177H56V178H55V176L47 177L48 175L47 176L45 175L46 174L45 171L46 170L48 171V169H51V168H56L55 163H56V160H58ZM92 159H93V161H92ZM156 159H160L161 162H157L158 160L155 161ZM198 160L203 161V162H200L198 164L197 163L194 164L196 161L198 162ZM206 160H207V162H206ZM70 162H72L71 159H70ZM156 162L159 164L161 163L160 165H158V167H160L159 172L157 170L158 167H156L157 169L154 168V164ZM204 162L206 164H203ZM16 166L17 165H15V167ZM189 167L192 170L188 169ZM12 168H14V166ZM219 169H220V171H221V169H223V171L225 172L223 175L226 179L222 178L223 179L222 181H217V179H216L217 175L219 174L217 172V170H219ZM81 170H84V172ZM183 170L185 171L186 174L184 173ZM73 173L74 174L76 173L77 176L79 174L81 179L80 180L78 179L76 181L75 178L77 176L75 177ZM246 173H248V174L246 175ZM73 177H75V178H73ZM73 179H75V181ZM230 180L233 181V183L231 182V183H229L230 185H228L227 182H230ZM51 182H54L56 184L55 188L51 186V184H50ZM177 186H179V185H177ZM186 186H187V188H186ZM206 187H209L211 189H208ZM204 189H206L207 191ZM154 190H155V192H154ZM149 193L150 192H144V194H145L144 196L148 197L150 195ZM214 202H216V201H213L212 203H214ZM26 203L29 206V207H27V205H26L27 208L23 206ZM217 204H215L214 207H216ZM210 207H212V208H209L211 210V212L214 209L215 213H219V212H216V209L218 210L220 205H218V207H216V208H213V204H212V205H210ZM233 207L234 206L231 207L230 211L233 210L232 209ZM190 209L188 208L189 212L187 209H186V211L184 210V212H183V210H182V212L179 211L182 214L178 215L179 212H178V214L176 213L178 215V217H176V218L174 217L175 214L174 215L172 214L173 217L171 215L170 216L171 218L169 216H167V218H165V217L162 218L159 215H153L151 217L152 219L150 218L151 220L149 219L148 221H149V223L151 222V223H156V224H158V223H160V224L171 223L170 220L174 221V219H177L176 221H178V219H180V221L181 220L188 221L187 218H189L192 215L191 218L189 219V221L191 220L192 223H195L196 222L195 221V214L197 212L202 213L203 208L198 207V206L193 207L192 208L193 210L191 209L193 212ZM204 211H206V210L204 209ZM204 211H203V213H205ZM207 212H209V210ZM215 213L213 214V216L215 215V218L217 220H220V219L225 220L229 216V215L226 216V214H225L226 211L225 212L221 211L219 214L222 213V216L223 217L226 216V218L218 219L216 217ZM227 213H228V211H227ZM240 213H238V215H240L239 218L240 217L244 218V217H242V215ZM208 214H210V212ZM230 214H232V213L230 212ZM254 215L256 216L255 218H254ZM235 216L236 215L233 216V214L230 215V217H228L229 218L228 220H230L231 217L233 218ZM64 217H68V211L66 209H65ZM73 218H74V220L67 224L68 225L67 231H64V230L58 228L56 225H53L52 223H49L48 226L39 225L37 223L38 225H36L35 228L40 229V231L42 233H45L47 235L48 234L51 235L52 238L55 237V240L57 238V241H60L64 245V247L66 249L72 251V253L74 255H77V256L81 255V257H85L88 254L86 256V260L88 262H90L91 264H93V263H95V264H97V263L98 264H156V262L154 260H152L150 256H149L150 258L147 257L146 260H143V261L141 258L140 259L136 258L135 260H137V262L135 263V261L131 262V261L125 260L124 258H120V256L117 255V249H119L121 247L120 246L121 243L118 242L119 238H121V236H123V233H125L126 232L125 230H127V228H128V226L126 227V224H125V226L123 225L124 223L119 225L118 227H116L113 230V232L111 231V233H109V234L107 233L108 231L106 229L107 227L105 228V225L104 226L102 225L101 227H99V229L102 232V234H99V237L101 235L103 237V238L100 237V239L103 241H104V239H107V240L110 239L111 246L110 247H108V246L104 247L101 250L97 251L98 252L97 253L94 251V249L92 247L83 246V245H81V243L79 244V238L77 239L78 235L76 236V233L78 231H80L81 229L85 228L86 226H88L90 219L94 218L92 215V211L88 210L87 213H81V214H78L77 216L74 215ZM239 218H238V220H236L235 223H237V221H240V223L242 221L243 224L248 222V220H245L246 222H244V220H242V219L240 220ZM260 219H262V218H260ZM224 220H222L221 223ZM225 222L226 221H224V223ZM211 223H213V222H211ZM211 223H209V224H211ZM235 223H233V224H235ZM242 223H241V225H242ZM249 223L250 222H248V224ZM206 224H208V223H206ZM206 224L205 225L203 224L201 227H200V225H201L200 224L197 227L198 229L196 228L195 232L192 233L193 235L190 236V234H191L190 233L189 235L185 236L186 238L183 239L184 243L180 242V244L181 243L182 244L178 246L179 247L178 249H180L178 251H180L181 254L178 252L179 253L178 255L181 257V259H183V260L185 259L184 260L185 262H183V263L195 264L198 261V259H200L201 255H202L200 252L201 251L203 252L206 249L205 246H207V248H208V246H211L210 245L211 243L215 244L216 241L221 240L220 238H222V239L224 238V235H223L224 233H227V235H229L230 237L225 235V237L226 238L228 237V239H226V238L223 239V240H225L224 241L225 243L223 242L224 246L227 242L226 247L223 246L225 249H227V248L230 249L231 243H232L231 246H233V245L235 246L236 244L238 245V247H239V245L242 246V247H239L240 249L242 248V250L253 249L252 250V252L254 251L253 253L250 252V250L247 251L250 254L245 252V255L247 253V256H248V257H246V259L249 258L254 264H264V243H263L264 239H262L260 236L263 233L262 234L258 233V236H260V238L262 239L261 243H260L262 245H259V244L256 245L257 243H255V244H253L254 242L251 243L249 240L250 238H248L251 236L253 237L254 234L256 233L255 231H253L254 233L252 232L253 235L251 234V236H249L250 234L248 233L249 234V235L247 234L248 236L247 235H243V236L241 235L242 237L240 238L239 237L240 234L236 233L237 231L234 232V231H230V230L229 231L228 230H226V231H223V230L220 231L219 230L217 233L216 232L217 230L215 231V229H214L215 228L214 224H213V226L209 225L212 229L211 228L209 229V227ZM225 224H224V227H225ZM226 226H228V225H226ZM241 229L243 232V228H241ZM209 230L212 231V233H210V237H209V235H205V233H207L205 231H209ZM63 231L66 233L67 232L68 233L70 232V233L66 234ZM228 233H230V234H228ZM234 233H236V236L235 235L233 236ZM204 235L206 237H209V238H206ZM218 235H220V236H218ZM262 237H263V235H262ZM260 238H257V239L260 241ZM217 239H219V240H217ZM252 239L254 241V238H252ZM213 240L215 243L213 242ZM198 245H200L201 247L199 246L197 248ZM227 245L229 247H227ZM1 246H2V242L0 243V247ZM200 248H204V250H202ZM224 248H221V249L223 250ZM197 249H199V250H197ZM231 249H233V248H231ZM254 249L256 251H259L260 253H257V252L255 253ZM223 251L227 252L226 250H223ZM232 251H234V250H231V252ZM231 252H230V254H231ZM184 255H186V256H184ZM234 255H235V253H234ZM241 255H243V254H241ZM14 256L16 258V254H14ZM187 257H189V258L187 259ZM195 257L198 259H195ZM190 258L192 260L194 259L193 260L194 262L192 260H190ZM16 259H18V261L20 260L19 262H21L22 264H35L34 262H32V263L28 262L27 259L25 257H22V256H18V258H16ZM189 261L190 262L192 261V262L190 263ZM244 262L246 264H250V262H247L246 260Z\"/></svg>",
	"mask_w": 264,
	"mask_h": 264
}]
</instances>
